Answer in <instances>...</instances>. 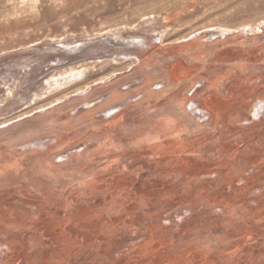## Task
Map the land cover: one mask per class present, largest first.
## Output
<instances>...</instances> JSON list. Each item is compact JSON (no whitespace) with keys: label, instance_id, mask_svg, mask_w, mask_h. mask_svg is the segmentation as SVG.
Here are the masks:
<instances>
[{"label":"rangeland","instance_id":"obj_1","mask_svg":"<svg viewBox=\"0 0 264 264\" xmlns=\"http://www.w3.org/2000/svg\"><path fill=\"white\" fill-rule=\"evenodd\" d=\"M0 264H264V0H0Z\"/></svg>","mask_w":264,"mask_h":264},{"label":"built area","instance_id":"obj_2","mask_svg":"<svg viewBox=\"0 0 264 264\" xmlns=\"http://www.w3.org/2000/svg\"><path fill=\"white\" fill-rule=\"evenodd\" d=\"M188 111L200 123L207 124L211 121L210 112L205 108H203L199 103H195V102L189 103Z\"/></svg>","mask_w":264,"mask_h":264},{"label":"crops","instance_id":"obj_3","mask_svg":"<svg viewBox=\"0 0 264 264\" xmlns=\"http://www.w3.org/2000/svg\"><path fill=\"white\" fill-rule=\"evenodd\" d=\"M208 98H209V96H208ZM205 99L207 100V98L204 97L203 100H205ZM220 100H221V99H220ZM215 101L218 102V99H215ZM204 107H205V108L211 113V116L213 117V118H212V121H213V122L211 121V124L214 125L215 129L221 127L222 125L219 124V121L217 122V119L220 118V117H219L220 115L218 116V114H219V109H218V110L216 109V110L214 111V109H213L211 106H208V104H206L205 101H204ZM218 108H219V106H218ZM216 114H217V115H216ZM214 117H215V118L218 117V118L215 120ZM219 120H220V119H219Z\"/></svg>","mask_w":264,"mask_h":264},{"label":"bare ground","instance_id":"obj_4","mask_svg":"<svg viewBox=\"0 0 264 264\" xmlns=\"http://www.w3.org/2000/svg\"><path fill=\"white\" fill-rule=\"evenodd\" d=\"M55 80V79H54Z\"/></svg>","mask_w":264,"mask_h":264}]
</instances>
